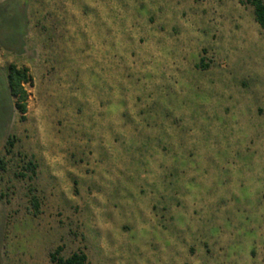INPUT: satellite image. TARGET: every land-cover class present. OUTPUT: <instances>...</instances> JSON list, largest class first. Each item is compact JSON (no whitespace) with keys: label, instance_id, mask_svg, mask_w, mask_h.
Segmentation results:
<instances>
[{"label":"rangeland","instance_id":"obj_1","mask_svg":"<svg viewBox=\"0 0 264 264\" xmlns=\"http://www.w3.org/2000/svg\"><path fill=\"white\" fill-rule=\"evenodd\" d=\"M8 65L30 71L24 121ZM0 159V264H264L252 8L0 0Z\"/></svg>","mask_w":264,"mask_h":264},{"label":"trees","instance_id":"obj_2","mask_svg":"<svg viewBox=\"0 0 264 264\" xmlns=\"http://www.w3.org/2000/svg\"><path fill=\"white\" fill-rule=\"evenodd\" d=\"M242 5L250 6L253 10L254 20L258 26L264 31V0H240ZM6 81L9 94L14 100V108L20 116V120L24 121L27 114V105L29 100L28 88L32 87V78L27 67H17L8 65ZM14 137H9L5 143V149L13 147ZM2 160L0 159V169ZM23 170L30 173L31 177L35 176L36 165L28 160L23 167ZM18 177H25V174L19 173ZM32 206L37 208V198L31 196ZM61 249L57 248L49 254V259L52 264H86L87 257L82 252L73 253L68 258L60 256Z\"/></svg>","mask_w":264,"mask_h":264}]
</instances>
